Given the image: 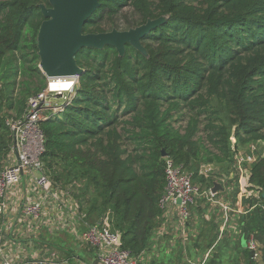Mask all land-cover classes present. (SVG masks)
Instances as JSON below:
<instances>
[{
  "label": "trees",
  "instance_id": "obj_1",
  "mask_svg": "<svg viewBox=\"0 0 264 264\" xmlns=\"http://www.w3.org/2000/svg\"><path fill=\"white\" fill-rule=\"evenodd\" d=\"M42 6L49 0H0V173L13 143L7 122L23 118L48 86L39 67ZM127 8L136 28L160 22L142 40L145 52L79 51L84 73L73 97L46 111L40 127L45 175L70 192L89 225L120 235V247L142 264L163 224L166 158L209 191L218 182L201 165L219 166L228 180L238 151L264 144V0H101L85 34L107 33L103 25ZM239 177L223 191L233 207ZM245 183L242 241L255 240L264 264V155ZM242 252L254 264V252Z\"/></svg>",
  "mask_w": 264,
  "mask_h": 264
},
{
  "label": "crops",
  "instance_id": "obj_2",
  "mask_svg": "<svg viewBox=\"0 0 264 264\" xmlns=\"http://www.w3.org/2000/svg\"><path fill=\"white\" fill-rule=\"evenodd\" d=\"M217 182L223 187L216 197L219 203L199 201L200 206L196 203L192 209L190 241L181 240L175 214L166 232L161 225L153 233L142 264H247L242 250L247 249L248 241H242L240 218L246 213L243 202L249 196L241 190L234 208L223 192L229 182ZM35 201L43 205L40 219L23 218L20 207ZM226 206L231 210L226 211ZM88 228L79 203L69 191L55 187L47 195L25 178L10 194L7 212L0 216V241L4 257L22 264H98L99 250L83 240Z\"/></svg>",
  "mask_w": 264,
  "mask_h": 264
},
{
  "label": "built area",
  "instance_id": "obj_3",
  "mask_svg": "<svg viewBox=\"0 0 264 264\" xmlns=\"http://www.w3.org/2000/svg\"><path fill=\"white\" fill-rule=\"evenodd\" d=\"M61 80L71 82L69 91L74 89L79 82V77L48 80L47 89L29 99L24 117L7 122L13 143L8 156V164L0 173V216L7 212L10 194L22 184L25 178L34 183L44 194H51L55 190L52 181L44 172L42 157L45 152V136L40 123L47 119L43 106L47 96L52 93L59 95L65 92L52 87L53 83ZM235 160L237 165L243 163L240 154L236 155ZM165 162V192L159 201V206L165 217L162 224L163 232L167 231V224L177 214L179 235L184 243H188L190 241L188 224L192 218L191 208L199 199L205 198L213 204H218L219 201L216 199V194L212 193V189L203 191L200 185L194 183L192 172L185 170L181 165H177L171 158H166ZM200 172L207 176L203 171L200 170ZM255 196L259 197L257 193ZM42 206L40 201L25 203L20 207V213L23 218L34 217L39 220ZM224 209L226 211L231 210L228 206ZM83 240L99 250L100 260L98 264H139L138 260L134 259L128 251L120 247V235L114 234L109 228L101 225H89L88 230L83 234ZM247 249L254 252V264H260L258 260L259 246L253 238L248 241ZM0 264H22L4 257L1 241Z\"/></svg>",
  "mask_w": 264,
  "mask_h": 264
},
{
  "label": "water",
  "instance_id": "obj_4",
  "mask_svg": "<svg viewBox=\"0 0 264 264\" xmlns=\"http://www.w3.org/2000/svg\"><path fill=\"white\" fill-rule=\"evenodd\" d=\"M100 2L101 0H49L50 7H41L46 20L38 36L39 67L48 80L80 77L84 70L77 66L76 55L84 48L101 49L112 45L124 55L126 45H131L145 52L142 40L152 28L160 25L159 21L149 22L130 32L85 34V28L100 7ZM222 189L216 183L212 193L217 194Z\"/></svg>",
  "mask_w": 264,
  "mask_h": 264
},
{
  "label": "rangeland",
  "instance_id": "obj_5",
  "mask_svg": "<svg viewBox=\"0 0 264 264\" xmlns=\"http://www.w3.org/2000/svg\"><path fill=\"white\" fill-rule=\"evenodd\" d=\"M137 21H138L137 16H135L133 10L127 8L116 17L114 23L113 22L106 23L105 25H103V28L107 31V33L130 32L136 29L135 24L137 23ZM73 95H74V89L65 91L59 95L55 93L49 94V96H47V98L45 99V103L43 104V106L45 107L44 112L53 111L54 113H56L58 111H61L63 109L62 106H64L67 102H69L70 99L73 97ZM263 152H264V144H252L246 148L240 149V151H238L237 154L241 155L243 159V163L240 165L238 164V166L233 169L230 179L228 180H226L223 175L222 177L218 176V174L221 175L223 173V171L220 170L219 166L201 165L200 170L207 175L206 176L207 178H211L212 176H214V178L220 182L232 181V179H234L236 175L238 176L240 174L238 180L239 182L237 185L239 189L243 191V189L247 186L245 182L247 180L250 163L252 164V162L259 159ZM237 185L234 186L233 183L234 188H236ZM229 199H231V197ZM238 254L241 257L240 260H243L244 259L243 255L240 252H238Z\"/></svg>",
  "mask_w": 264,
  "mask_h": 264
},
{
  "label": "bare ground",
  "instance_id": "obj_6",
  "mask_svg": "<svg viewBox=\"0 0 264 264\" xmlns=\"http://www.w3.org/2000/svg\"><path fill=\"white\" fill-rule=\"evenodd\" d=\"M71 86L70 81H58L53 83L52 87L57 90H63V91H68V88Z\"/></svg>",
  "mask_w": 264,
  "mask_h": 264
}]
</instances>
